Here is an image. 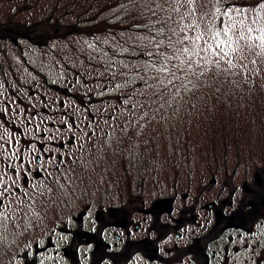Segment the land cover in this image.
<instances>
[{
    "label": "rangeland",
    "instance_id": "1",
    "mask_svg": "<svg viewBox=\"0 0 264 264\" xmlns=\"http://www.w3.org/2000/svg\"><path fill=\"white\" fill-rule=\"evenodd\" d=\"M254 172L264 0H0V264H66L97 211L166 222ZM222 245L264 264V223Z\"/></svg>",
    "mask_w": 264,
    "mask_h": 264
},
{
    "label": "flooded vegetation",
    "instance_id": "2",
    "mask_svg": "<svg viewBox=\"0 0 264 264\" xmlns=\"http://www.w3.org/2000/svg\"><path fill=\"white\" fill-rule=\"evenodd\" d=\"M252 177L247 180L250 184L244 180L241 186L229 190L224 186L226 196L219 194L205 201L199 211L191 204L190 210L174 214L176 208L170 202L167 208L172 214H167L166 222L159 214H144L137 221V217H130L125 205L110 206L106 214L97 211L92 219L99 226L94 230L77 229L66 264H81L80 246L92 248L88 264H225V232L254 233L264 223V175L254 172ZM160 224L165 228L162 237ZM166 235L176 240L162 250L160 242L167 240ZM178 240H185L184 244ZM52 264L63 262L54 260Z\"/></svg>",
    "mask_w": 264,
    "mask_h": 264
},
{
    "label": "snow or ice",
    "instance_id": "3",
    "mask_svg": "<svg viewBox=\"0 0 264 264\" xmlns=\"http://www.w3.org/2000/svg\"><path fill=\"white\" fill-rule=\"evenodd\" d=\"M185 51H187V49H185Z\"/></svg>",
    "mask_w": 264,
    "mask_h": 264
}]
</instances>
